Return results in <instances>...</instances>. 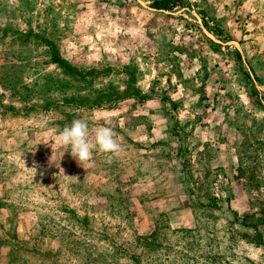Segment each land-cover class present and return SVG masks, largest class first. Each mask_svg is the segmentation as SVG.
I'll use <instances>...</instances> for the list:
<instances>
[{
  "label": "rangeland",
  "instance_id": "rangeland-1",
  "mask_svg": "<svg viewBox=\"0 0 264 264\" xmlns=\"http://www.w3.org/2000/svg\"><path fill=\"white\" fill-rule=\"evenodd\" d=\"M151 1L0 0V264H264V0Z\"/></svg>",
  "mask_w": 264,
  "mask_h": 264
},
{
  "label": "clouds",
  "instance_id": "clouds-1",
  "mask_svg": "<svg viewBox=\"0 0 264 264\" xmlns=\"http://www.w3.org/2000/svg\"><path fill=\"white\" fill-rule=\"evenodd\" d=\"M58 143L65 149L61 156L66 150L69 151L82 167L85 163L92 165L95 151L114 155H119L123 151L122 144L111 126H100L93 133L85 119H74L70 125L59 130ZM38 167L34 161L33 167L30 168L33 177Z\"/></svg>",
  "mask_w": 264,
  "mask_h": 264
},
{
  "label": "trees",
  "instance_id": "trees-1",
  "mask_svg": "<svg viewBox=\"0 0 264 264\" xmlns=\"http://www.w3.org/2000/svg\"><path fill=\"white\" fill-rule=\"evenodd\" d=\"M179 0H152L149 4V6L153 9L157 10H169L172 7L178 3ZM52 60L56 62L59 65H62L64 69L69 73H78L77 70L73 66H70L67 62H65L63 59L59 58V56L56 54L55 49L52 48ZM74 219L79 220L82 225L86 226L88 224L87 216H76L71 212L70 214ZM240 224L242 226H250L255 231V239L256 242H258L259 245L262 246L264 249V208H262V211L260 212V215L256 214H243L240 218ZM150 235L145 236H137V239H141V241H147L146 237H149Z\"/></svg>",
  "mask_w": 264,
  "mask_h": 264
}]
</instances>
